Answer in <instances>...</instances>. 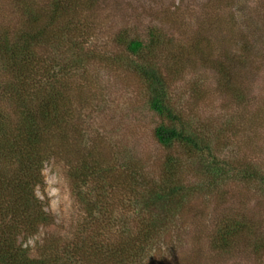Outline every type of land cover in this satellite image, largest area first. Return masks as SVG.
<instances>
[{
	"label": "trees",
	"instance_id": "trees-1",
	"mask_svg": "<svg viewBox=\"0 0 264 264\" xmlns=\"http://www.w3.org/2000/svg\"><path fill=\"white\" fill-rule=\"evenodd\" d=\"M9 1L18 19L0 25V264H144L201 197L222 206L212 222L213 252L264 259L262 221L230 198L233 183L264 194V168L227 154L232 121L215 126L171 95L176 80L202 68L215 74L220 94L245 103L237 63H246L254 45L244 40L246 53L220 57L207 29L191 36L157 22L116 30L108 39L113 53L93 44L107 0ZM101 63L136 75L161 118L154 136L166 153L155 172L130 147L107 153L88 132L82 89L90 86L87 69ZM79 72L85 81L75 80ZM58 158L84 211L66 232L56 231L57 218L37 193L45 163Z\"/></svg>",
	"mask_w": 264,
	"mask_h": 264
},
{
	"label": "rangeland",
	"instance_id": "rangeland-1",
	"mask_svg": "<svg viewBox=\"0 0 264 264\" xmlns=\"http://www.w3.org/2000/svg\"><path fill=\"white\" fill-rule=\"evenodd\" d=\"M106 19L93 42L96 49H109L110 36L124 25L164 22L179 33L196 36L208 31L215 55L237 56L244 40L254 47L247 61L240 66L241 77L247 86L245 103L231 101L217 89L216 76L211 70L191 69L176 80L171 89L172 100L188 113L215 126L232 121L227 154L245 159L264 168V0H107ZM18 14L12 2L0 0V25H14ZM113 53L117 48H111ZM120 54L124 53L118 48ZM246 54V55H247ZM90 86L83 90L86 126L91 136H98L102 148L117 155L130 147L146 158L150 170L166 153L155 139L154 129L161 118L149 110L144 84L125 68L110 64H95L87 69ZM82 77V78H81ZM75 80H84L81 72ZM77 92V90H75ZM122 149V151H121ZM45 184L37 190L48 209L57 218L58 232H66L84 213L73 190L68 165L62 158L45 163ZM119 190L116 198L122 199ZM232 206H244L254 219L262 221L264 229V194L241 183L230 189ZM230 201V202H231ZM216 198L192 200L181 217L183 224L172 237L151 253L144 264H263L257 256L245 258L221 256L210 248L212 222L222 211ZM180 221V222H181ZM32 238L29 242L34 244Z\"/></svg>",
	"mask_w": 264,
	"mask_h": 264
}]
</instances>
